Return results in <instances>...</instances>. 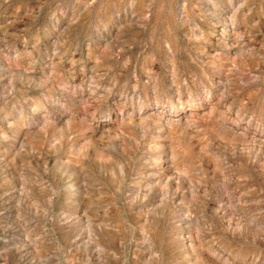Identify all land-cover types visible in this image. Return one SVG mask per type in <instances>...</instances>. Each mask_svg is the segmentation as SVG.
<instances>
[{
  "label": "rangeland",
  "instance_id": "obj_1",
  "mask_svg": "<svg viewBox=\"0 0 264 264\" xmlns=\"http://www.w3.org/2000/svg\"><path fill=\"white\" fill-rule=\"evenodd\" d=\"M0 264H264V0H0Z\"/></svg>",
  "mask_w": 264,
  "mask_h": 264
}]
</instances>
